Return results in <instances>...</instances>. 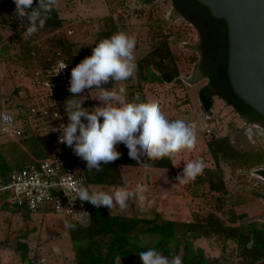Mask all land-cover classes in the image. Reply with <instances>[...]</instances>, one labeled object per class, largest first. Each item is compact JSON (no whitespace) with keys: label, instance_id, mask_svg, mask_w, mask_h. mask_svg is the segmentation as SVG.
<instances>
[{"label":"rangeland","instance_id":"obj_1","mask_svg":"<svg viewBox=\"0 0 264 264\" xmlns=\"http://www.w3.org/2000/svg\"><path fill=\"white\" fill-rule=\"evenodd\" d=\"M1 2L3 1H0V50L7 52L8 56L3 55L2 59L5 60L6 56L9 61L5 60L4 63L0 58V113L4 110L12 111L15 124L25 128L23 123H28L30 116L24 109L16 108V105L24 103L19 93H25L29 85V73L33 68L30 71L24 70L15 61L20 47L10 25L16 21V15L13 7L8 10ZM55 7L63 20L62 31L72 42L79 62L92 54L97 34L104 28L108 16H112L121 31L135 36V62L150 50V26L159 25L163 33L170 36L169 46L176 57L182 83L144 85L139 94L145 100L147 97L149 101L157 102L168 119H183L195 123L198 129L196 147L192 151L182 150L172 158V169H150L143 174L142 168L123 167L121 172L127 188L135 190L137 184L143 185L146 188L144 195L150 203L142 207L138 199H132L127 210L119 214L144 219L155 217L159 223L162 220L186 222L192 214L204 216L213 212L218 195L210 193L205 184L196 185L195 180L179 182L177 176L182 173L186 163L195 160H203L204 169L215 167L207 148L211 136L228 137L232 146L241 152L260 151L264 154V130L258 125L245 122L212 93L208 95L211 98L210 105L208 109H204L199 93L206 86V80H193V70L199 59L198 51L195 50L199 42L196 28L187 21L174 17L173 6L168 0H57ZM22 37L26 39L23 33ZM135 84L134 80L122 84L117 82L114 87H125L126 100L130 101L133 96L129 93L135 88ZM89 96L94 107L100 106V102L94 99L98 98V91L89 92ZM17 140V137L1 134L0 146ZM219 167L227 190L224 197L225 212L233 210L235 215L245 216L236 225L255 223L264 227L263 205L256 196L264 194V183L255 173V170L264 168V164L251 168H232L220 162ZM102 190L115 192L110 188ZM100 208L108 210L104 206ZM115 208H119V205ZM154 211L157 212L156 216ZM65 219L67 218L53 214L30 215L17 213L11 208H0V264H22L18 243L27 246V257L35 264L71 263L72 254L64 227ZM145 243L149 244V241L146 240ZM195 246L203 248L207 257L219 258L220 264L237 262L232 245L228 246L223 256L210 242L200 240ZM57 247L60 249L59 253L53 251ZM231 252L232 255L228 256ZM178 255L181 256V252ZM117 263L124 264V261L117 259Z\"/></svg>","mask_w":264,"mask_h":264},{"label":"trees","instance_id":"obj_2","mask_svg":"<svg viewBox=\"0 0 264 264\" xmlns=\"http://www.w3.org/2000/svg\"><path fill=\"white\" fill-rule=\"evenodd\" d=\"M0 1H3L1 3L8 10L13 7L15 13L13 0ZM168 1L176 7L177 12L183 16V20L193 25L198 31L203 55L208 58V69L205 74L209 84L217 90V98L230 107L238 117L264 130V121L233 93L229 85L226 75L227 31L225 22L212 18L208 10L195 0ZM35 3L36 0H34L33 7ZM49 16L45 25L33 36H26V39L22 37L26 27L17 15L16 21L10 25L20 47L15 61L24 70L30 71L33 68L29 73V79L34 72H45L58 61L76 65L79 63L72 42L62 31L63 20L56 7ZM104 24V28L97 34L96 43L121 31L112 16H108ZM149 31L151 32L150 50L135 62L137 73L125 81H135V88L129 93L133 97L136 93L142 92L140 89L144 85L182 83L176 57L169 46L170 36L164 34L159 25L150 26ZM3 55L8 56L5 50H0L1 59ZM6 56L4 59L9 61ZM5 60L2 59V62L5 63ZM112 86L113 81L103 85L106 88ZM89 91L86 89L85 95L89 96ZM71 95L70 92L55 94L56 103L65 125L68 121L64 112V102ZM141 99L146 101L144 98ZM20 106L22 105H16V108H21ZM83 106L90 109L94 107L90 96ZM21 130V136L17 137V141H8L0 146V185H4L12 173L28 165H38L48 159L56 147V134L39 136L30 128ZM207 148L215 167L204 169L203 173L195 179V184H205L210 193L218 195L217 205L213 212L204 216L192 214L186 222L162 220L158 223L155 217L141 219L125 217L119 213L110 215L109 210L94 207L87 202L93 207L92 215L84 222L68 219L76 227L74 230L65 229L72 254V262L69 264H118L117 259H122L124 264H143L138 253L148 249H155L169 258L181 252L180 257L183 264H220L219 258H209L201 248L195 246L197 240H205L214 244L222 256L228 246L232 245L234 248L232 251L237 258L236 264H264V227L255 223L236 225L237 221L245 216L235 215L233 210L225 212L224 197L227 190L219 167L220 162L232 168L260 166L264 164V154L260 151L241 152L232 146L228 137L211 136L207 142ZM117 151L121 153L120 158L109 164L101 163L100 171H88L86 162L78 157L85 186L89 189L98 186L121 188L124 182L120 167H144L128 156V149L124 144H119ZM143 162L142 158L140 163ZM172 167V160L165 158L153 162L148 168L172 169ZM258 173L262 174L264 170H259ZM0 202V208H11L17 213L35 214L25 208L12 206L9 203L8 193H0ZM146 240L149 244L145 243ZM17 246H19L21 263L35 264L27 257V246L21 243ZM231 255L232 252L228 254V256Z\"/></svg>","mask_w":264,"mask_h":264},{"label":"clouds","instance_id":"obj_3","mask_svg":"<svg viewBox=\"0 0 264 264\" xmlns=\"http://www.w3.org/2000/svg\"><path fill=\"white\" fill-rule=\"evenodd\" d=\"M15 13L26 27L24 36H33L50 18L57 0H13ZM136 38L124 31L114 33L100 40L92 49V54L81 60L71 69L68 91L72 94L64 102L67 124H60L49 131L58 132V142L72 148L73 153L86 162L88 171H100L101 163L109 164L120 158L119 144L128 149V156L140 165L148 168L153 162L165 158L171 160L182 150L192 151L196 147L198 129L195 123L183 119H168L155 101H144L136 93L132 100H126L127 89L121 84L137 73L134 59ZM67 64H61L60 71ZM59 71V72H60ZM58 72V73H59ZM113 81L111 88L103 85ZM51 88V85H50ZM97 90L100 106H83L89 96L85 90ZM102 118V122H101ZM143 158L144 162H141ZM203 160L186 163L182 173L177 176L179 182L194 181L204 170ZM75 199L69 198V204L79 200L94 207H106L110 215L119 205L120 211L129 207V201L138 199L140 205L150 203L144 195L146 188L137 184L135 190L121 187L109 193L103 190L90 191L83 182L75 186ZM78 214H87L81 212ZM64 227L74 230L75 224L65 219ZM53 251L59 253L57 247ZM143 264H183L179 255L171 258L155 249L138 253Z\"/></svg>","mask_w":264,"mask_h":264},{"label":"built area","instance_id":"obj_4","mask_svg":"<svg viewBox=\"0 0 264 264\" xmlns=\"http://www.w3.org/2000/svg\"><path fill=\"white\" fill-rule=\"evenodd\" d=\"M61 64H67L62 71ZM75 66L73 63L58 61L45 72L36 71L31 75L25 93H19L20 99L24 100L20 107L30 116V121L23 123L25 128L32 129L39 136L56 134L57 144L48 159L9 175L7 182L0 185V193H8L12 206L25 208L31 213L53 214L84 222L92 215L93 207L79 200L69 204L68 198L75 199V193L71 190L81 182L84 184L79 159L72 148L58 142V132L49 131L65 124L55 94L69 92L71 69ZM21 129L15 124L12 111L4 110L0 113L2 135L20 137ZM81 212L87 214H78Z\"/></svg>","mask_w":264,"mask_h":264},{"label":"water","instance_id":"obj_5","mask_svg":"<svg viewBox=\"0 0 264 264\" xmlns=\"http://www.w3.org/2000/svg\"><path fill=\"white\" fill-rule=\"evenodd\" d=\"M195 1L204 6L212 18L225 22L229 85L264 121V0ZM173 13L179 16L174 9Z\"/></svg>","mask_w":264,"mask_h":264},{"label":"flooded vegetation","instance_id":"obj_6","mask_svg":"<svg viewBox=\"0 0 264 264\" xmlns=\"http://www.w3.org/2000/svg\"><path fill=\"white\" fill-rule=\"evenodd\" d=\"M146 1L149 2V1H154V0H146ZM173 9L177 12L176 7L173 6L172 15L174 17H178V18L183 19V16L179 12H178L179 16L175 15L173 13ZM195 50L198 51L199 59H198L197 64L195 65V68L193 70V80L194 81L198 80V79L206 80L207 84L204 87V89L200 91L199 96H200V100L204 106V109H208V108H206V105H210V101H209L210 96H208V95L212 93V94L216 95V97H217V90L209 84L207 75L205 74V72L208 69V58L203 55L202 42H201L200 38H199V42L197 43V46L195 47ZM196 69H197V71H196ZM196 72H198V73H196ZM259 170H264V168H260L258 170H255L256 176L260 179V181L262 183H264V173H262V174L258 173ZM256 196H257V198H259V200H261L262 205H263V210H264V194H259Z\"/></svg>","mask_w":264,"mask_h":264},{"label":"crops","instance_id":"obj_7","mask_svg":"<svg viewBox=\"0 0 264 264\" xmlns=\"http://www.w3.org/2000/svg\"><path fill=\"white\" fill-rule=\"evenodd\" d=\"M146 101H149L148 100V98L146 97ZM123 167H120V173H121V176H122V179H123V182H124V186L123 187H126L127 188V183L125 182V180H124V177H123V175H122V172H121V169H122ZM131 168H133V167H131ZM134 168H142L143 170V174L144 173H146V172H148V171H150V169H154V168H146V167H134ZM166 170V169H165ZM148 177H149V175H148ZM149 180H150V177H149ZM104 188H109V187H104V186H98V187H93L92 189H91V191H96V190H102V189H104ZM110 189H112L113 191H116V190H118L119 188H116V189H114V188H110ZM100 207H102V206H100ZM113 210H115V211H117V213H119V212H121L120 211V209L119 208H114ZM151 212H152V210H150ZM156 213L157 212H153V214H155L156 215ZM121 215H123L122 213H120ZM124 216V215H123ZM125 217H127V216H125ZM137 218H143V217H137ZM203 241H205V240H203ZM196 242H200V240H197ZM195 242V243H196ZM199 247V246H198ZM199 248H201V247H199ZM202 250H203V248H201Z\"/></svg>","mask_w":264,"mask_h":264}]
</instances>
